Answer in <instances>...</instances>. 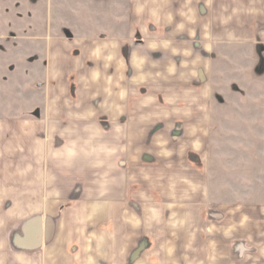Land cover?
<instances>
[{"label":"crops","instance_id":"obj_1","mask_svg":"<svg viewBox=\"0 0 264 264\" xmlns=\"http://www.w3.org/2000/svg\"><path fill=\"white\" fill-rule=\"evenodd\" d=\"M86 1L112 23L0 34L42 51L0 76V264H264L209 169L214 56L264 46V0Z\"/></svg>","mask_w":264,"mask_h":264},{"label":"rangeland","instance_id":"obj_2","mask_svg":"<svg viewBox=\"0 0 264 264\" xmlns=\"http://www.w3.org/2000/svg\"><path fill=\"white\" fill-rule=\"evenodd\" d=\"M95 2L0 0V34L12 30L15 39L25 30L33 38L46 32L59 34L60 30L90 33L94 27L112 23L107 19L110 1ZM86 21L91 22L88 27L83 26ZM28 45L0 40V76L9 78L7 69L14 70V62L31 50L34 57L40 56L37 43ZM18 67L16 72L21 73L24 65ZM210 102L212 197L225 202L252 199L264 204V46H230L216 51Z\"/></svg>","mask_w":264,"mask_h":264}]
</instances>
